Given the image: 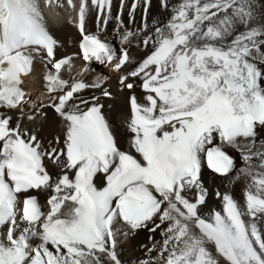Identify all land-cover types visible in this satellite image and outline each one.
I'll use <instances>...</instances> for the list:
<instances>
[{
	"label": "snow or ice",
	"instance_id": "snow-or-ice-1",
	"mask_svg": "<svg viewBox=\"0 0 264 264\" xmlns=\"http://www.w3.org/2000/svg\"><path fill=\"white\" fill-rule=\"evenodd\" d=\"M140 2L126 24L125 0L115 17L113 0H91L100 33L116 21L119 49L85 33L87 0L79 9L84 61L120 71L133 62V41L148 50L119 81L133 90L139 79L145 93L143 103L130 97L124 148L100 98L81 95L89 85L62 77L71 60L56 59L35 0H0V264H122L118 227L150 224L162 229V264H264V0H180L154 28L143 0L145 22L133 31ZM36 56L53 66L48 106L65 123L63 139L47 145L14 119L24 115L23 78ZM92 87L111 96L100 82ZM205 164L224 180L244 179L242 200L217 191L221 208L205 215ZM33 192L49 193L47 211Z\"/></svg>",
	"mask_w": 264,
	"mask_h": 264
},
{
	"label": "bare ground",
	"instance_id": "bare-ground-1",
	"mask_svg": "<svg viewBox=\"0 0 264 264\" xmlns=\"http://www.w3.org/2000/svg\"><path fill=\"white\" fill-rule=\"evenodd\" d=\"M58 1L63 2L64 0ZM179 2L180 0H168L169 7L165 10L161 5V0H150V5L146 14L148 27L154 28L156 26L154 22H158L159 24L166 23L172 15V8ZM119 3L120 0H117L115 6L113 5L112 7L113 17L117 14ZM132 3H134V0L127 1L123 11L122 18L126 24L129 20V10ZM36 6L41 14L42 23L45 29L57 41L56 59L58 60L74 53L77 50L80 37L72 24V19H68L64 22L50 20L41 12L39 3H37ZM96 16L97 15L89 21V30L103 35L114 48H121L122 45L116 30V21L114 19L111 20L107 25L106 31L100 33ZM144 17V5L143 0H141L135 12V21L128 24V27L135 31L145 22ZM147 54L148 50L144 49L142 46L137 47L136 41H133V44L129 47L130 60L133 62L127 63V65L120 71H115L112 68V72L109 70V66L99 65L95 63V61L89 63L91 72L87 75H82L79 68L73 69L75 80L82 78L83 81L89 85L81 95L86 99H90L93 95L100 98V102L103 104L105 118L124 148L128 147L131 137L127 121L128 97L134 92L142 95H145V93L139 87V79H135L134 81L130 80L137 85L133 90H127L125 88L121 89L119 81L123 74L133 70L136 67L137 62L142 61ZM44 60V57L36 56L33 61L35 68L39 70L40 73L43 72V69L46 70L43 65ZM47 74L43 76L44 79ZM44 79H41L38 84H35V87L23 89L26 93L27 100V103L22 110L24 115L21 116L20 113H16L14 114V119H18L22 127L25 129H31L33 134L38 135L41 143L47 145L54 137L59 136L61 140L63 139L65 123L54 109L48 106L50 103V95H47V97H44L39 101H35L33 88L47 92V84ZM97 82H100L105 90H107L108 87L111 92L110 98H103L101 96V91L92 87V85ZM30 95L31 97L28 101ZM27 117H31V119H28ZM261 131L264 132V129ZM45 165L50 173L58 174L60 172L58 166L52 164V162L47 159H45ZM242 166V161L237 160V167L239 168ZM202 175L205 185L209 189L208 202L202 209L204 214L221 205V201L215 195L217 191L222 193L227 191L229 194H233L238 200H242L246 183L244 179L224 180L204 168H202ZM96 184L98 188L105 186V182L101 177H97ZM32 194L37 195L42 205L46 203L49 195L48 192H33ZM191 195L192 194L189 193L190 198ZM151 227L152 225L150 224L149 229ZM149 229H142L137 232H126L121 231L118 227L117 230L120 234L117 236V249L123 264H145V262H147V264H158L162 261L160 256V249L164 240L162 229H157L155 232H151ZM166 255L167 253H165V256Z\"/></svg>",
	"mask_w": 264,
	"mask_h": 264
}]
</instances>
